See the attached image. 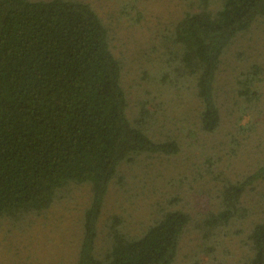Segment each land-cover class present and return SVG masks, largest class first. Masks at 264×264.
Masks as SVG:
<instances>
[{"label": "trees", "instance_id": "obj_1", "mask_svg": "<svg viewBox=\"0 0 264 264\" xmlns=\"http://www.w3.org/2000/svg\"><path fill=\"white\" fill-rule=\"evenodd\" d=\"M216 1L215 10L186 13L173 38L176 69L192 84L205 132L220 122L214 94L220 57L237 33L264 14V0ZM120 78L108 29L86 2L0 0V218L40 213L58 190L87 183L91 196L74 264H172L190 221L180 209L161 211L140 234L126 231L114 215L105 248L97 247L98 217L119 164L179 149L175 138L151 137L156 114L145 104L128 119ZM262 180L264 162L227 184L211 224L242 215L241 193ZM246 244L243 264H264V219L253 223Z\"/></svg>", "mask_w": 264, "mask_h": 264}, {"label": "rangeland", "instance_id": "obj_2", "mask_svg": "<svg viewBox=\"0 0 264 264\" xmlns=\"http://www.w3.org/2000/svg\"><path fill=\"white\" fill-rule=\"evenodd\" d=\"M81 1L108 29L111 51L121 63L128 119L145 104L156 114L151 137L175 138L179 145L174 154L142 153L119 164L98 217L97 247L105 248L114 215L126 231L140 234L161 211L180 209L190 221L172 264H243L247 235L264 219V180L241 193L242 215L226 225L208 218L219 210L226 185L264 162V14L221 55L214 78L220 122L205 132L192 84L176 69L179 48L173 38L186 13L215 10L217 1ZM90 196L89 184L72 183L40 213L1 217L0 264H74Z\"/></svg>", "mask_w": 264, "mask_h": 264}]
</instances>
